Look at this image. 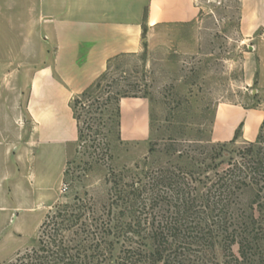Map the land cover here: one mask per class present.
Returning a JSON list of instances; mask_svg holds the SVG:
<instances>
[{
	"label": "rangeland",
	"instance_id": "374dc122",
	"mask_svg": "<svg viewBox=\"0 0 264 264\" xmlns=\"http://www.w3.org/2000/svg\"><path fill=\"white\" fill-rule=\"evenodd\" d=\"M197 6L193 22L155 27L139 53L112 63L102 85L136 87L137 97L120 99L118 128L105 111L112 132L98 128L106 134L107 153L103 144L90 147L87 137L97 123L91 132L81 123L86 138L78 141L70 105L80 92H71L62 106L64 138L46 139L42 118L53 107L40 100L35 105L30 90L44 59L0 57V264H13L36 247L55 203L75 194H87L98 207L105 203L109 168L183 164L177 150L199 152L234 140L229 149L237 151L255 142L264 120V25H241L240 0H197ZM20 44L17 33L0 24V54ZM96 156L104 162L95 163ZM250 198L247 193L242 201Z\"/></svg>",
	"mask_w": 264,
	"mask_h": 264
},
{
	"label": "trees",
	"instance_id": "16d2710c",
	"mask_svg": "<svg viewBox=\"0 0 264 264\" xmlns=\"http://www.w3.org/2000/svg\"><path fill=\"white\" fill-rule=\"evenodd\" d=\"M121 55L108 59L70 105L78 141L86 138L81 123L90 132L97 123L87 138L90 147L103 144L106 153V134L98 128L111 130L105 111L118 128L120 99L137 97L136 87L102 85ZM83 113L89 117L82 119ZM233 142L199 152L177 150L183 164L109 168L106 202L98 207L87 194H75L55 203L40 225L36 247L13 264H264V120L255 142L237 151L229 149ZM247 193L251 198L243 202Z\"/></svg>",
	"mask_w": 264,
	"mask_h": 264
},
{
	"label": "crops",
	"instance_id": "0c3cea01",
	"mask_svg": "<svg viewBox=\"0 0 264 264\" xmlns=\"http://www.w3.org/2000/svg\"><path fill=\"white\" fill-rule=\"evenodd\" d=\"M240 1L241 25H264V0ZM198 10L197 0H0V24L21 41L0 57L44 59L31 98L53 107L42 118V135L60 139L66 133L62 106L71 92L84 90L108 59L139 53L155 27L193 22Z\"/></svg>",
	"mask_w": 264,
	"mask_h": 264
}]
</instances>
